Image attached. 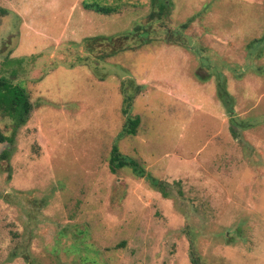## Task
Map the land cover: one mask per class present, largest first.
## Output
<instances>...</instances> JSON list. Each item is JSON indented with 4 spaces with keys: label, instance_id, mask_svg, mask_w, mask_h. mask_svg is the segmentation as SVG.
<instances>
[{
    "label": "rangeland",
    "instance_id": "374dc122",
    "mask_svg": "<svg viewBox=\"0 0 264 264\" xmlns=\"http://www.w3.org/2000/svg\"><path fill=\"white\" fill-rule=\"evenodd\" d=\"M93 1L0 0V264H264V0Z\"/></svg>",
    "mask_w": 264,
    "mask_h": 264
},
{
    "label": "trees",
    "instance_id": "16d2710c",
    "mask_svg": "<svg viewBox=\"0 0 264 264\" xmlns=\"http://www.w3.org/2000/svg\"><path fill=\"white\" fill-rule=\"evenodd\" d=\"M83 7L86 10H91L95 12H100L103 14H108L111 12H115L117 10V6H110L101 4L99 0L93 1V2H84ZM157 13H155L156 16H153V20H159V18L162 16V11L166 10V5L162 4V6L159 9ZM2 10L0 9V14H2ZM164 28V27H163ZM138 32H133L127 35H121L118 37L113 38H89L84 41V46L88 50H92V52H95L94 47L95 45H101L105 43L106 45H109V47L113 48L117 44V40L127 39L128 36H130L132 39L137 37L138 34H144V32L147 30L146 26H141L138 29ZM141 32V33H140ZM138 33V34H137ZM146 34V33H145ZM93 48V49H91ZM114 49H119V47L116 46ZM116 50L115 52L119 51ZM91 52V53H92ZM0 110L4 116L9 117L12 119L16 125H23L26 123L28 116L31 112V103L29 101L28 95L25 92L24 88L13 84L7 80L0 79ZM227 102H225L226 104ZM228 104V103H227ZM139 125V119H129L127 121L126 126L123 129V132L126 134L134 135L136 133V128ZM5 140L4 137L0 135V142H3ZM10 142V140H9ZM129 163L126 161V159L121 155V153L118 152V150L114 147L110 153L109 156V170L111 173H115L118 169L128 166ZM136 176H142L143 169L141 171H135ZM154 187L159 188L161 193L164 195L167 192L165 191V185L162 183L159 184H153Z\"/></svg>",
    "mask_w": 264,
    "mask_h": 264
}]
</instances>
